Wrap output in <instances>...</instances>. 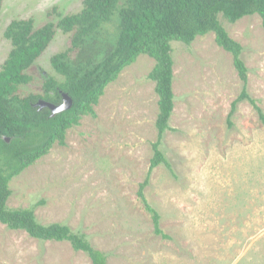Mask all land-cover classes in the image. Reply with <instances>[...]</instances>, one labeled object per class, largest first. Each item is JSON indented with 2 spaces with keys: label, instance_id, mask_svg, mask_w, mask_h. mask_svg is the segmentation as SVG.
I'll return each instance as SVG.
<instances>
[{
  "label": "rangeland",
  "instance_id": "1",
  "mask_svg": "<svg viewBox=\"0 0 264 264\" xmlns=\"http://www.w3.org/2000/svg\"><path fill=\"white\" fill-rule=\"evenodd\" d=\"M84 0H1L0 68L11 50L3 34L15 19L36 26L81 10ZM242 47L247 93L264 112V30L258 15L220 17ZM114 22V21H113ZM113 22L97 33V61L113 41ZM57 31L31 70L38 86L55 74L50 58L69 46ZM174 108L160 150L170 164L143 190L167 239L153 232L138 197L156 140L158 96L148 79L154 60L140 55L107 85L94 107L10 183L9 208H35L41 224H65L107 255V264H264V125L246 100L232 56L214 34L172 42ZM0 264H91L68 242L40 241L0 223Z\"/></svg>",
  "mask_w": 264,
  "mask_h": 264
},
{
  "label": "trees",
  "instance_id": "2",
  "mask_svg": "<svg viewBox=\"0 0 264 264\" xmlns=\"http://www.w3.org/2000/svg\"><path fill=\"white\" fill-rule=\"evenodd\" d=\"M1 9V0H0ZM258 15L264 30V0H84L74 14L48 12L51 21L36 26L32 18L12 20L4 31L11 50L0 68V223L21 230L40 241L68 242L72 249L86 254L91 264H107V255L95 249L84 234L65 224H41L35 216L38 203L28 208H9L10 181L45 156L55 143L65 144L67 130L84 116H95L94 107L105 88L133 64L140 55L154 60L148 79L155 84L158 114L157 136L145 180L138 197L151 217L153 232L167 239L160 228V215L144 198L150 173L160 164L168 169L160 145L169 130L174 108L172 42L190 45L198 36L214 34L217 46L232 56L242 90L231 104L248 101L264 125V112L247 93L248 69L241 59L242 47L220 23V17L235 23L245 16ZM114 21V22H113ZM114 24L113 41L105 44L97 61V33L107 23ZM70 36L69 46L50 58L55 74L43 76L38 86L31 70L43 55L56 32ZM63 94L71 98L68 110L52 115L39 102L61 105Z\"/></svg>",
  "mask_w": 264,
  "mask_h": 264
},
{
  "label": "water",
  "instance_id": "3",
  "mask_svg": "<svg viewBox=\"0 0 264 264\" xmlns=\"http://www.w3.org/2000/svg\"><path fill=\"white\" fill-rule=\"evenodd\" d=\"M62 97H63V101L61 105L59 106H54L46 102H39L38 104L41 108L48 107L51 110L52 115H54L56 113L68 110L72 105V101L69 96H67L66 94H63Z\"/></svg>",
  "mask_w": 264,
  "mask_h": 264
}]
</instances>
